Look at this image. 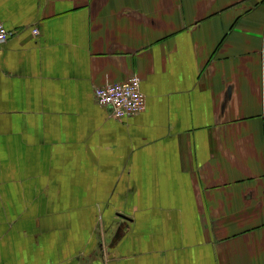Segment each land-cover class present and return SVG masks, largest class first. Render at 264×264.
Returning a JSON list of instances; mask_svg holds the SVG:
<instances>
[{
	"label": "crops",
	"instance_id": "obj_1",
	"mask_svg": "<svg viewBox=\"0 0 264 264\" xmlns=\"http://www.w3.org/2000/svg\"><path fill=\"white\" fill-rule=\"evenodd\" d=\"M0 20V264H264V0ZM134 74L146 108L115 117L95 89Z\"/></svg>",
	"mask_w": 264,
	"mask_h": 264
},
{
	"label": "built area",
	"instance_id": "obj_2",
	"mask_svg": "<svg viewBox=\"0 0 264 264\" xmlns=\"http://www.w3.org/2000/svg\"><path fill=\"white\" fill-rule=\"evenodd\" d=\"M34 32L37 34L38 29H35ZM9 35L10 31L0 20V43L5 42ZM141 80L139 75L134 74L124 81L97 86L95 89L96 101L109 107L115 117L124 118L135 115L146 108V98L141 89Z\"/></svg>",
	"mask_w": 264,
	"mask_h": 264
}]
</instances>
